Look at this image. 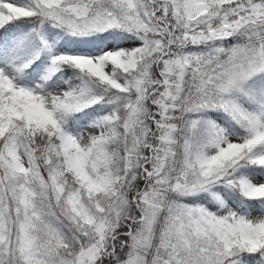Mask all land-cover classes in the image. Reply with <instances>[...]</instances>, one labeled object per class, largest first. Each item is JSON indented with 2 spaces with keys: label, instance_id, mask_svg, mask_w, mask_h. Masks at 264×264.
<instances>
[{
  "label": "snow or ice",
  "instance_id": "snow-or-ice-1",
  "mask_svg": "<svg viewBox=\"0 0 264 264\" xmlns=\"http://www.w3.org/2000/svg\"><path fill=\"white\" fill-rule=\"evenodd\" d=\"M0 264H264V0H0Z\"/></svg>",
  "mask_w": 264,
  "mask_h": 264
}]
</instances>
